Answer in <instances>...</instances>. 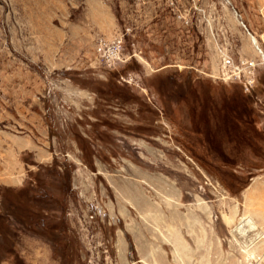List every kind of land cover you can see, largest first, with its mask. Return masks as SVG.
I'll use <instances>...</instances> for the list:
<instances>
[{"label":"rangeland","instance_id":"rangeland-1","mask_svg":"<svg viewBox=\"0 0 264 264\" xmlns=\"http://www.w3.org/2000/svg\"><path fill=\"white\" fill-rule=\"evenodd\" d=\"M0 128L51 157L5 250L23 231L59 264H264V0H0Z\"/></svg>","mask_w":264,"mask_h":264},{"label":"crops","instance_id":"crops-1","mask_svg":"<svg viewBox=\"0 0 264 264\" xmlns=\"http://www.w3.org/2000/svg\"><path fill=\"white\" fill-rule=\"evenodd\" d=\"M29 155L32 161L26 160ZM50 158L45 155L38 140L33 139L31 135L15 134L0 128V220L7 222L8 217L34 215L35 208L27 201H22L21 195L29 189L31 172L39 171L43 160L49 162ZM13 196L21 203L9 199ZM123 220L127 222L126 229L132 237L133 245L137 246L139 253H147L150 243L146 233L150 227L143 226L141 230L137 223L139 219ZM9 232L0 230V264H59V260L53 257L52 246L37 234L18 231L17 236L12 235L10 250H5L3 239L11 238Z\"/></svg>","mask_w":264,"mask_h":264},{"label":"built area","instance_id":"built-area-1","mask_svg":"<svg viewBox=\"0 0 264 264\" xmlns=\"http://www.w3.org/2000/svg\"><path fill=\"white\" fill-rule=\"evenodd\" d=\"M106 46L107 45L105 43L101 44L100 47L98 48V52L103 54V55H106L108 52H113V51H110V50H112V49H110V47H106ZM114 49L117 50L115 47H114Z\"/></svg>","mask_w":264,"mask_h":264},{"label":"bare ground","instance_id":"bare-ground-1","mask_svg":"<svg viewBox=\"0 0 264 264\" xmlns=\"http://www.w3.org/2000/svg\"><path fill=\"white\" fill-rule=\"evenodd\" d=\"M249 37H250V41H251V43L254 45V46H256V40H255V38H254V36H251L250 34H249ZM251 222V221H250ZM256 228V225H254V224H251V228ZM259 234V233H258Z\"/></svg>","mask_w":264,"mask_h":264}]
</instances>
